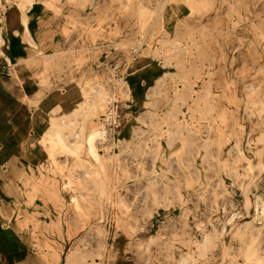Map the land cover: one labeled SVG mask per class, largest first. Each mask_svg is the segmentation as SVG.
Returning <instances> with one entry per match:
<instances>
[{
    "label": "rangeland",
    "instance_id": "1",
    "mask_svg": "<svg viewBox=\"0 0 264 264\" xmlns=\"http://www.w3.org/2000/svg\"><path fill=\"white\" fill-rule=\"evenodd\" d=\"M35 1L72 165L20 169L0 264H264V0Z\"/></svg>",
    "mask_w": 264,
    "mask_h": 264
},
{
    "label": "crops",
    "instance_id": "2",
    "mask_svg": "<svg viewBox=\"0 0 264 264\" xmlns=\"http://www.w3.org/2000/svg\"><path fill=\"white\" fill-rule=\"evenodd\" d=\"M12 1L7 5L5 18L0 24V207L3 208V200L15 195L12 184L20 176L22 167L44 159L45 166L38 168L55 173L53 167L58 165L63 169V181L59 185L63 190L66 176L70 177V171L65 168L72 165L70 155L66 154H58L54 157L55 162L52 161L40 144L41 137L49 131L54 113L68 103L63 94L54 92L52 83L46 84L35 75L37 58L32 53L36 43L39 45L38 32H41L44 16L34 0L26 10L29 34L36 42L34 46L30 45L25 36L28 31L24 29L22 14ZM61 131L64 135V129ZM39 173L37 182L33 181L36 184L50 180L47 174ZM46 187L54 199L58 195L54 183L49 181ZM7 228L17 229L16 223L0 220V242L6 239L3 231ZM18 261L12 260L11 263L19 264Z\"/></svg>",
    "mask_w": 264,
    "mask_h": 264
},
{
    "label": "bare ground",
    "instance_id": "3",
    "mask_svg": "<svg viewBox=\"0 0 264 264\" xmlns=\"http://www.w3.org/2000/svg\"><path fill=\"white\" fill-rule=\"evenodd\" d=\"M2 5V4H1ZM1 9H6V7H8L7 5L6 6H1ZM4 12V11H3ZM5 13V12H4ZM4 18V16H2V19ZM48 140H50L51 143H54V144H57V145H60L62 148L64 149H69V143L67 142H63L61 141V139L57 136V135H54V136H50L48 138Z\"/></svg>",
    "mask_w": 264,
    "mask_h": 264
},
{
    "label": "built area",
    "instance_id": "4",
    "mask_svg": "<svg viewBox=\"0 0 264 264\" xmlns=\"http://www.w3.org/2000/svg\"><path fill=\"white\" fill-rule=\"evenodd\" d=\"M1 4H2V5H1ZM0 5H1V6H6L5 2L2 1V0H1V2H0ZM2 16H3V10H2L1 7H0V24H1V22H2Z\"/></svg>",
    "mask_w": 264,
    "mask_h": 264
}]
</instances>
